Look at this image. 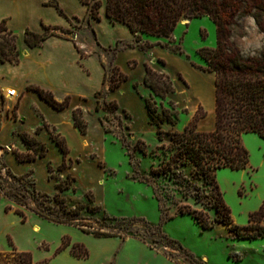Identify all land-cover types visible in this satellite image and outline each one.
Returning <instances> with one entry per match:
<instances>
[{"label": "rangeland", "instance_id": "rangeland-1", "mask_svg": "<svg viewBox=\"0 0 264 264\" xmlns=\"http://www.w3.org/2000/svg\"><path fill=\"white\" fill-rule=\"evenodd\" d=\"M71 30L90 41L94 37L81 20L74 21ZM223 35L227 45L243 58L258 56L264 50V31L243 11ZM217 40L216 23L208 16L180 20L170 37L142 35V41H134V45L156 46L122 55L121 66L129 79L115 92L110 87L119 76L115 57L123 44L98 47L107 72L104 92L98 97L74 100L64 96L59 100L85 120L87 135L74 127L68 110L55 112L48 106L45 112L46 119L65 135L70 145L67 154L55 141L60 137L53 126L44 120L37 132H49L39 134L49 150L47 155L28 162L10 156L22 151L20 131L34 133L42 118L34 112L32 102L24 100L21 111L26 121L21 124L19 102L12 103L0 92V252L13 248L29 252L34 264H264V237L240 239L228 224L216 222L204 228L195 217L215 221L223 200L236 225H257V221L250 222L253 214H257L256 219L261 216L264 225V139L252 132L242 135L249 165L239 170L219 169V189L205 182L193 163L184 166L174 156V134L183 132L198 113L206 112L207 116L197 122V129H214L215 76L203 70L206 62L199 51L215 48ZM129 58L136 59L138 65L129 67ZM148 58L147 67L167 73L173 81L174 92L165 99L141 83ZM115 97L118 108L110 103ZM146 100L154 102L157 117L172 114V118L153 120ZM24 145V153L33 155ZM168 162L176 174L157 173ZM8 169L17 176L25 175V179L13 177ZM4 191L22 197L30 206L16 203ZM57 193L65 197L67 209L84 207L79 216L81 227L51 221L31 210L37 204L34 198ZM82 228L114 235L96 236ZM75 244L86 247L88 256L74 254Z\"/></svg>", "mask_w": 264, "mask_h": 264}, {"label": "trees", "instance_id": "trees-1", "mask_svg": "<svg viewBox=\"0 0 264 264\" xmlns=\"http://www.w3.org/2000/svg\"><path fill=\"white\" fill-rule=\"evenodd\" d=\"M89 5L92 11V18L100 19L99 9L101 1L83 0ZM47 4L55 5L59 8L56 0H49ZM252 16L258 26L264 31V0H107L106 14L109 19L116 23L126 25L136 38V43L142 41L143 34L170 37L180 20L194 19L204 16L210 17L217 26V46L215 48H202L199 53L206 62L203 70L215 75V103L216 122L212 131H199L197 122L207 116L206 112L198 113L194 122L187 125L181 133L173 136V145L176 148L174 156L182 165L187 166L193 163L197 174L201 175L205 182L213 184L219 189L216 173L221 168L246 169L249 165V152L245 148L242 135L245 133H256L264 139V50L258 56L243 58L241 54L229 47L223 35L234 18L241 12ZM90 21V20H89ZM57 28L46 27L43 33L26 29L24 32V42L30 48L42 46L44 40L56 34ZM65 33L70 31L61 29ZM94 32V30H93ZM95 36V35H93ZM20 40L18 34L10 29L6 21L0 22V62L18 63L20 61ZM134 46L133 43H125V47ZM153 45L143 44L142 49L150 48ZM126 75L119 73L118 78L114 77L111 88H118L125 80ZM144 83L152 93L162 99L174 92L173 81L166 73H159L148 67L144 78ZM40 95L53 107L62 109L64 104L57 102L54 97L42 89H37ZM102 91L97 93V96ZM115 108L118 103L110 101ZM146 106L153 120H170L172 114L158 116L154 107V102L146 100ZM100 109L99 103L96 107ZM75 126L82 134L87 132L85 120L77 113L73 112ZM159 139L162 140V131L159 127ZM23 141L32 149L30 153L17 152L16 157L20 161H32L47 154V148L43 144L37 143L36 139L29 134L22 136ZM59 146L64 153H67L66 143L63 139H57ZM10 174L20 180L25 179V175L17 176ZM159 174H176L168 162L161 169ZM35 184V183H34ZM0 190L3 191V183L0 178ZM10 199L20 205L29 207L30 205L22 197H18L11 191H4ZM47 197H36L37 203L31 208L37 214L48 218L51 221L64 224L82 226L80 214L83 206L74 209H67L65 197H60V193L54 196L43 194ZM24 198V197H23ZM41 200V201H40ZM46 201L53 204L47 205ZM59 206L60 209H56ZM219 217L215 221H209L195 215L204 228H210L216 222L230 225V229L236 233L240 239H255L264 237V225L261 224V216L256 219L257 214L251 216L250 222L257 225L240 227L233 222L230 209L223 200L218 204ZM99 209V207H97ZM24 218L22 210L17 209ZM85 232H91L82 228ZM251 229L250 232L247 230ZM96 236H113L111 233L91 232ZM168 241L176 243L169 239ZM69 245L65 243L64 247ZM73 252L79 257H87L88 250L83 245L75 244ZM0 264H34L31 253L19 251L16 248L9 252H0Z\"/></svg>", "mask_w": 264, "mask_h": 264}, {"label": "crops", "instance_id": "crops-1", "mask_svg": "<svg viewBox=\"0 0 264 264\" xmlns=\"http://www.w3.org/2000/svg\"><path fill=\"white\" fill-rule=\"evenodd\" d=\"M48 1L49 0H0V22L5 20L8 27L18 34L21 51L20 61L18 63L0 62V92L5 94V92L10 88H15L17 90V96L10 99V101L14 104L19 102L17 112L22 120L21 124L26 121V118L21 111V104L24 100H30V102H32V107L34 108V112L37 114L41 113V116H39L42 118V123L36 128L34 133L20 131L22 136L24 134H29L36 139L37 143L46 146V143L41 141L39 134H41L44 130H47L42 129L40 133L37 132V129L41 128L44 120H46L53 126V129L57 132V136L60 137L55 138V141L57 143V139H63L65 141L68 153L69 143L67 145L68 141L65 135H63L58 126L50 123L46 119L45 112H48V106L55 112L68 110L70 112L72 124L75 128H77L73 121V112L71 107L66 104H64L65 107L62 109L53 107L40 95L37 89H42L46 93L48 92L45 89L50 90L54 95L51 93L48 94L54 97L57 102H59V100L64 96H72L74 100L79 99L80 97H98L104 92L107 86V72L103 60L97 53V48L101 47L105 49L111 46L112 43H122L123 48L119 49L116 54L115 65L118 72L126 75L127 79L118 88L112 89L110 87V89L115 92L129 79V75L121 66L122 63L120 60L122 55H124L126 51L134 49L146 51L156 45L146 49H142L139 45L125 47V43H134V41H136L135 35L126 25L119 22L114 23L109 19L106 14L107 0H93L101 1V7L99 9L100 19L92 18L91 8L83 0H56L59 4V8L63 11V14L57 6L47 4ZM80 20L82 22H86L87 26L91 30V35H95L92 38V41H90L88 37L82 36V33H75L71 30L73 22ZM48 26L57 28L55 35H52L44 40L42 46L40 47L30 48L26 45L24 42V32L26 29L43 33L45 28ZM61 29H67L70 32L65 33L61 31ZM143 35L151 36L149 34ZM152 55L154 56L156 54ZM148 60L149 58L144 61V75L141 82L144 85V78L148 68L146 66V62ZM127 62L129 63V67H136L138 65V61L133 58L127 59ZM138 85L139 83L137 86ZM100 91H102L101 94L97 96V93ZM113 100L120 105L116 97ZM209 103L211 105V102ZM214 103L215 93L213 104ZM82 135H87V132ZM22 136L20 137L22 140V151L20 152L24 153L27 148L24 145L26 143L23 141ZM84 143L87 144L86 140ZM29 150H32V148H29ZM48 151L49 150L47 149V153ZM10 156L16 157V154L10 153ZM16 159L20 161L17 157ZM8 165L12 168V170L14 169V165L9 163ZM167 259L172 262V260L168 257Z\"/></svg>", "mask_w": 264, "mask_h": 264}, {"label": "built area", "instance_id": "built-area-1", "mask_svg": "<svg viewBox=\"0 0 264 264\" xmlns=\"http://www.w3.org/2000/svg\"><path fill=\"white\" fill-rule=\"evenodd\" d=\"M5 97L8 99V100H10V99H12V98H14V97H16L17 96V90L15 89V88H10L9 90H7L6 92H5Z\"/></svg>", "mask_w": 264, "mask_h": 264}, {"label": "water", "instance_id": "water-1", "mask_svg": "<svg viewBox=\"0 0 264 264\" xmlns=\"http://www.w3.org/2000/svg\"><path fill=\"white\" fill-rule=\"evenodd\" d=\"M189 22L190 21V19H183V22Z\"/></svg>", "mask_w": 264, "mask_h": 264}, {"label": "bare ground", "instance_id": "bare-ground-1", "mask_svg": "<svg viewBox=\"0 0 264 264\" xmlns=\"http://www.w3.org/2000/svg\"><path fill=\"white\" fill-rule=\"evenodd\" d=\"M9 90V89H8Z\"/></svg>", "mask_w": 264, "mask_h": 264}]
</instances>
